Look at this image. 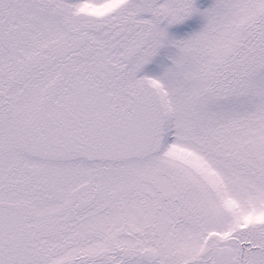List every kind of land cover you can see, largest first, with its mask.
Here are the masks:
<instances>
[{"label":"snow or ice","instance_id":"snow-or-ice-1","mask_svg":"<svg viewBox=\"0 0 264 264\" xmlns=\"http://www.w3.org/2000/svg\"><path fill=\"white\" fill-rule=\"evenodd\" d=\"M0 264H264V0H0Z\"/></svg>","mask_w":264,"mask_h":264}]
</instances>
